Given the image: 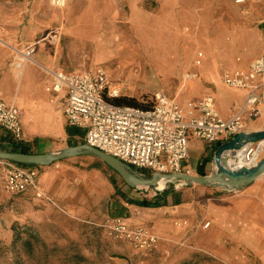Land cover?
Wrapping results in <instances>:
<instances>
[{"label": "rangeland", "instance_id": "1", "mask_svg": "<svg viewBox=\"0 0 264 264\" xmlns=\"http://www.w3.org/2000/svg\"><path fill=\"white\" fill-rule=\"evenodd\" d=\"M53 9L57 14L51 28L58 30L56 37L49 36L51 45L46 52L52 54V64L45 72L100 67L121 90L111 100L117 105L132 99L134 103L126 106H150L156 93L181 104L213 96L223 83V70L264 54V0H68L63 8ZM116 42L137 61L127 62L126 54L112 47ZM49 94L58 115L57 120L46 122L49 134L30 135L22 119L25 139L15 141L0 127V150L9 151L14 143L27 145L30 153H43L85 143V131L65 119L63 93ZM28 124L32 127L35 121ZM261 125L260 120L246 121L247 129ZM67 128L79 134L69 135ZM226 140L202 141L207 152L200 159L206 160L204 168L211 166L214 151ZM193 155L189 150L182 170L170 173L197 175L187 166ZM8 162L0 159V264H225L210 253L206 235L196 238L193 225L178 217L173 218L172 226L182 231L165 238L152 231L153 221L130 223L124 215L119 216L125 208L120 202H153L164 191L129 187L93 154L49 164L57 176L50 191L41 188L43 197L5 188ZM25 166L37 167L40 175V165ZM132 168L144 177L153 173ZM197 186L201 184L174 180L170 190ZM117 217L131 227L144 225L156 236V243L138 247L115 234L110 226Z\"/></svg>", "mask_w": 264, "mask_h": 264}, {"label": "built area", "instance_id": "2", "mask_svg": "<svg viewBox=\"0 0 264 264\" xmlns=\"http://www.w3.org/2000/svg\"><path fill=\"white\" fill-rule=\"evenodd\" d=\"M49 1L52 7L63 8L68 0ZM261 26L264 30V21ZM51 35V38L56 37L57 33L52 32ZM15 52L18 54L16 59H22L15 62L17 67L34 62V44ZM197 63H200V59ZM48 72L50 81L47 92L63 93L65 119L69 125L85 131L86 144L131 167L146 168L152 172H180L188 156L191 136L209 144L220 138L231 139L245 130L247 120L264 113V54L253 59L246 68L223 70L221 80L224 85L246 91L243 102L226 119L220 116L212 95L181 104L156 93L147 108L117 105L111 100L117 98L121 90L100 67L73 72ZM0 127L9 131L15 141L25 139L21 111L14 103H7L2 98ZM263 152L264 139L248 143L241 152L230 157V165L252 167ZM38 175L37 167L8 162L4 186L11 192L32 191L38 197H43ZM110 229L138 247H151L156 243V236L144 225L131 227L120 217L112 219Z\"/></svg>", "mask_w": 264, "mask_h": 264}, {"label": "crops", "instance_id": "3", "mask_svg": "<svg viewBox=\"0 0 264 264\" xmlns=\"http://www.w3.org/2000/svg\"><path fill=\"white\" fill-rule=\"evenodd\" d=\"M53 8L49 0H0V38L7 42V45L2 43L5 46L0 45V98L19 108L27 131L33 136L48 135L47 120L55 121L58 117L54 111L56 103L46 90L50 76L44 70L52 64V54L46 52L50 49L49 36L58 30L51 28L57 14ZM29 44L35 47L34 62L17 67L15 50ZM251 60L235 65L246 67ZM245 94L243 89L218 84L213 97L219 114L228 118L243 102ZM29 120L35 121V125L30 127ZM258 120L263 125L245 130H263L264 113L248 122ZM202 141L193 136L189 139V150L194 155L187 166L197 175H200L199 166L203 162L200 159L207 155ZM204 165L205 174L215 170L214 160L209 168ZM56 176L53 166H41L40 187L50 191ZM131 202L140 201L120 202V207L125 208L119 215H124L130 223L153 221L152 231L170 238L182 231L172 226L173 218L178 217L193 225L196 238L206 235L210 253L225 264H264V173L235 190L201 185L163 192L155 201L159 206L152 208ZM204 223L208 225L203 227Z\"/></svg>", "mask_w": 264, "mask_h": 264}, {"label": "water", "instance_id": "4", "mask_svg": "<svg viewBox=\"0 0 264 264\" xmlns=\"http://www.w3.org/2000/svg\"><path fill=\"white\" fill-rule=\"evenodd\" d=\"M264 139V129L241 131L236 136L222 142L214 151L213 160L215 170L210 174L193 175L189 173H160L153 172L150 177L139 175L130 165L86 143L67 146L55 152L23 153L18 151L0 150V159L27 165H49L80 154H93L116 171L124 183L131 188L153 187L159 191L173 189L174 180H184L212 187H223L226 190H235L245 186L264 173V157L252 167H232L229 164L231 156L241 150L246 144ZM163 178L168 182L167 187L157 188V182Z\"/></svg>", "mask_w": 264, "mask_h": 264}, {"label": "trees", "instance_id": "5", "mask_svg": "<svg viewBox=\"0 0 264 264\" xmlns=\"http://www.w3.org/2000/svg\"><path fill=\"white\" fill-rule=\"evenodd\" d=\"M125 101L126 102H123V103H126L127 105H131L132 103H134V100H132V99H128V100H125ZM118 105H121V104L118 103ZM147 107H149V106H146V107L142 106V108H147ZM67 132H68L69 135L79 134L77 132V130H75L74 128H67ZM11 145H12V147L9 149V151H18V152H23V153H30L31 152L28 149V146L27 145H17V144H14V143H11ZM204 162H206V160H203V162L199 166V174L200 175H205V173L203 171ZM17 164H19V163H17ZM19 165H24L25 166L27 164H19ZM131 203H134V204L139 205V206H152V207L159 206L155 201H153V202H146V203H144L143 201L142 202H138V203L137 202H131Z\"/></svg>", "mask_w": 264, "mask_h": 264}, {"label": "bare ground", "instance_id": "6", "mask_svg": "<svg viewBox=\"0 0 264 264\" xmlns=\"http://www.w3.org/2000/svg\"><path fill=\"white\" fill-rule=\"evenodd\" d=\"M112 47L115 48L117 52H119V53L123 52L124 54H126V58L128 59L127 62H129V59L132 60V62H134L136 60V56L132 57L126 51H122V48L118 45V42L114 43V45ZM166 64L169 65L168 63H166ZM239 152H241V150H237L235 153H239ZM229 163H231V161ZM164 183H165V180L163 178H160L157 182V188H163Z\"/></svg>", "mask_w": 264, "mask_h": 264}]
</instances>
